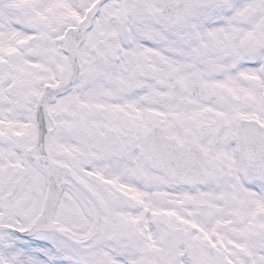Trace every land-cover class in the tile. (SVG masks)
<instances>
[{
    "label": "snow or ice",
    "instance_id": "1",
    "mask_svg": "<svg viewBox=\"0 0 264 264\" xmlns=\"http://www.w3.org/2000/svg\"><path fill=\"white\" fill-rule=\"evenodd\" d=\"M0 264H264V0H0Z\"/></svg>",
    "mask_w": 264,
    "mask_h": 264
}]
</instances>
